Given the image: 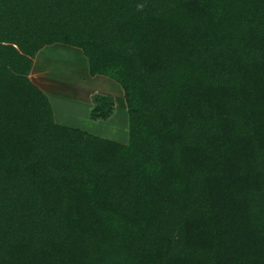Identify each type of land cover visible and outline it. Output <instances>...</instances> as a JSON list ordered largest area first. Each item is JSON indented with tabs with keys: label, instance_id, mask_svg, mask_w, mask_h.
<instances>
[{
	"label": "trees",
	"instance_id": "16d2710c",
	"mask_svg": "<svg viewBox=\"0 0 264 264\" xmlns=\"http://www.w3.org/2000/svg\"><path fill=\"white\" fill-rule=\"evenodd\" d=\"M53 44L126 142L54 120ZM0 264H264V0H0Z\"/></svg>",
	"mask_w": 264,
	"mask_h": 264
},
{
	"label": "rangeland",
	"instance_id": "374dc122",
	"mask_svg": "<svg viewBox=\"0 0 264 264\" xmlns=\"http://www.w3.org/2000/svg\"><path fill=\"white\" fill-rule=\"evenodd\" d=\"M28 77L49 98L54 120L120 142L127 141V113L121 87L88 73L81 51L63 44L47 45L33 59ZM111 96L114 111L105 120L90 119L91 95Z\"/></svg>",
	"mask_w": 264,
	"mask_h": 264
}]
</instances>
